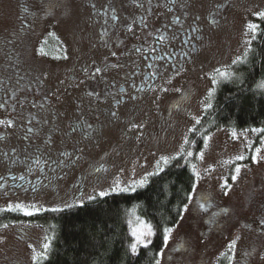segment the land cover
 <instances>
[{
    "label": "rangeland",
    "instance_id": "1",
    "mask_svg": "<svg viewBox=\"0 0 264 264\" xmlns=\"http://www.w3.org/2000/svg\"><path fill=\"white\" fill-rule=\"evenodd\" d=\"M85 3L86 0H67L59 8L49 10L36 0H0V60L8 57L6 48L12 36H17L19 25L28 22L29 11L37 13L39 26L34 30L47 28L58 32L68 43L70 56L76 55L77 46L79 56L101 55L99 47L90 40L89 33L92 32L86 24L90 10ZM228 3L229 0H193V11L202 16L205 14L204 25L210 30L211 40L198 62L171 79L165 85L167 92H156L143 102V105L147 104H138L127 116L125 124L106 129L105 140L93 143L94 147L89 146L94 149L88 151L82 143L80 151L87 153L78 159L77 172L107 158L109 174L105 182L93 189L87 185L78 203L103 198L98 195L100 191L107 192L106 196L134 193L162 172L157 168L158 161L164 171L182 155L189 143L184 142L185 137L192 134L189 129H195L196 121L211 109L219 86L238 77L236 69L246 61L260 32L262 19L255 13L264 12V0H235L230 7L226 6ZM219 5L223 9L217 10ZM208 15L212 16L209 19L214 21L212 25ZM250 24L259 27L253 32ZM258 89L264 92V81ZM209 104L210 108L207 107ZM259 133L223 128L208 133L207 143L194 163L196 184L193 194L181 220L168 235V242L159 255V264H219L225 257H228L227 264H264L261 259L264 257V144L255 146ZM8 136L10 138L11 134ZM0 148L3 153L1 144ZM257 149L260 150L259 162L253 163L252 156L257 154ZM162 156L169 158L167 164L160 160ZM237 156H243L244 160H237ZM236 167L241 171L237 179L232 180ZM148 173L154 174L149 176ZM141 180L144 181L142 185ZM117 184L121 188L137 186L135 191H112ZM68 198L66 193L54 195L49 192L34 198L10 195L0 199V213L32 218L53 212V208L64 210ZM17 204L35 214L25 216L20 210H6L8 205L15 208ZM32 205L35 209L30 208ZM141 222L151 226L153 235L147 237L149 246L154 236L152 225L141 217L138 208L132 209L128 220L131 233L133 229H142ZM52 240L49 229L30 222L3 227L0 229V264H35L43 258L34 261L33 256L41 257L46 243L50 244L47 255L50 254ZM132 243H135L134 237ZM230 245H234L231 250ZM142 247L138 245L137 252Z\"/></svg>",
    "mask_w": 264,
    "mask_h": 264
},
{
    "label": "flooded vegetation",
    "instance_id": "2",
    "mask_svg": "<svg viewBox=\"0 0 264 264\" xmlns=\"http://www.w3.org/2000/svg\"><path fill=\"white\" fill-rule=\"evenodd\" d=\"M192 1L86 0L98 56H79L78 46L70 56L58 32L34 30L37 13L28 12V22L6 48L8 57L0 60V120L12 121L11 127L0 124V199L49 192L66 193L72 207L87 203L77 202L84 189L105 182L109 170L103 158L77 172L78 159L87 153L80 151L82 143L94 149L106 129L125 124L154 93L167 92L165 85L198 62L209 45L205 14L193 11ZM36 2L50 10L67 0Z\"/></svg>",
    "mask_w": 264,
    "mask_h": 264
},
{
    "label": "trees",
    "instance_id": "3",
    "mask_svg": "<svg viewBox=\"0 0 264 264\" xmlns=\"http://www.w3.org/2000/svg\"><path fill=\"white\" fill-rule=\"evenodd\" d=\"M236 71L238 77L221 84L214 93L213 106L192 131L182 155L143 188L32 218L0 213V229L19 222L49 229L53 236L50 254L35 264H159L166 245L165 230L172 231L179 223L193 194L194 163L208 133L220 128L264 129V92L258 89L264 81V20L246 61ZM261 139L264 132L257 136L255 146ZM134 208L154 231L151 244L135 254L130 248L133 236L128 223ZM227 258L219 264H227Z\"/></svg>",
    "mask_w": 264,
    "mask_h": 264
},
{
    "label": "snow or ice",
    "instance_id": "4",
    "mask_svg": "<svg viewBox=\"0 0 264 264\" xmlns=\"http://www.w3.org/2000/svg\"><path fill=\"white\" fill-rule=\"evenodd\" d=\"M93 7H95V5H93ZM255 15L259 18V19H262L264 20V12H257L255 13ZM196 19H199V17H196ZM259 26L258 25H255V24H250L249 25V28L253 30V32H255V30L258 28ZM233 63L235 64L236 61H233ZM101 71V69L97 68L96 69V73H99ZM219 71V70H218ZM222 76L226 75V73H220ZM215 83V81H214ZM211 95V93L209 94ZM5 105H0V108L4 107ZM208 108L211 107V104H209L207 106ZM113 116H115L116 114L113 113L112 114ZM197 124L200 123L199 120L196 121ZM0 124L2 125H6L8 127H11L12 126V121L11 120H0ZM189 131H195V129H189ZM253 132H264V129H252ZM185 143H188V139L187 137H185ZM205 143H207V137H205ZM261 144H264V139H261L260 141ZM259 149H257V154L256 155H253L252 156V162L253 163H258L259 162ZM188 156H191L192 153L191 152H188L187 153ZM202 156V154H201ZM176 157H172V159H175ZM237 160H244V157L243 156H237L236 157ZM161 161H163L164 164H167L169 162V158L168 157H164L162 156L160 158ZM157 168H159L160 171H163L162 168H160V161L157 162ZM241 169L240 167H236L235 168V173L236 175H233L232 176V180H236L237 179V176L239 175ZM154 173H148L149 176L153 175ZM144 183L143 180L140 181V184L142 185ZM137 185L133 184V185H130L129 187H124V188H121L118 184L115 185V187H113L112 191H119V192H127L129 190H132V191H135V188H136ZM226 186V185H225ZM227 194V193H226ZM100 197H104L106 195H108L107 192L105 191H100L99 194H98ZM89 199H95V197H89ZM73 205L71 204H68L66 205V207L68 208H71ZM31 209H35V205H32L30 206ZM7 211H14V210H20L23 212V214L25 216H32L34 215V211L32 210H29V209H26L23 205L21 204H17L15 205V208H13L12 205H8ZM48 209H45V211H47ZM36 211H40L39 209H36ZM51 211L53 212H58V211H62V209H59V208H53L51 209ZM141 225H142V229H146V231L142 230V229H133L132 231V236L135 238V243H132L130 245V248H131V251L133 254H135L137 252V247L138 245H143L144 247H147L148 246V243L150 241L147 240V237H151L153 235V232H152V229H151V226L150 225H144L143 222H141ZM5 227H7L5 225ZM171 230L170 229H166L165 230V235H164V243L167 244L168 242V233L170 232ZM2 242V241H0ZM44 253L41 257H37V256H33V260H37V259H40V258H43V259H47L48 258V249L50 248V244L46 243L44 244ZM230 250L232 248H234V245H230L229 246ZM262 260H264V257H261Z\"/></svg>",
    "mask_w": 264,
    "mask_h": 264
}]
</instances>
